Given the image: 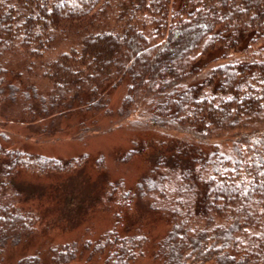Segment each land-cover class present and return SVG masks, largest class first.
<instances>
[{
	"label": "trees",
	"instance_id": "trees-1",
	"mask_svg": "<svg viewBox=\"0 0 264 264\" xmlns=\"http://www.w3.org/2000/svg\"><path fill=\"white\" fill-rule=\"evenodd\" d=\"M0 117L37 142L123 127L115 161L145 156L125 190L103 156L94 190L77 183L114 207L110 227L25 253L42 216L21 196L75 185L87 159L29 152L0 124V260L264 264V0H0Z\"/></svg>",
	"mask_w": 264,
	"mask_h": 264
},
{
	"label": "rangeland",
	"instance_id": "rangeland-1",
	"mask_svg": "<svg viewBox=\"0 0 264 264\" xmlns=\"http://www.w3.org/2000/svg\"><path fill=\"white\" fill-rule=\"evenodd\" d=\"M91 114L93 113L90 112L87 114L88 116L85 115L89 117ZM14 122L18 121L0 117L1 127H8V130L5 129V131L12 134L10 137L14 136V145L21 146V148L32 153H41L62 159L78 155H86L87 159L82 171H80L82 174L77 173V177H72L74 178L72 181L75 185L59 184V187L56 189L57 193L26 196L27 198L21 196V201L23 202L21 205L39 210L42 216V225L40 226L38 236H35L34 240L26 244L27 249H24L22 252L32 253L43 245L71 239L78 240L83 236L93 237L110 227L114 220V213H112L115 210L114 207L108 210L106 206L102 205L101 200L99 203H96L98 201L92 202L91 198L94 196L87 197L82 187L86 191L94 190L90 187L93 183L92 181L98 180L99 183L102 179V177H94V173L89 168V163L95 161L99 156L104 157L103 165L107 170V174L111 178L123 180V186H120L121 190L132 186L137 177L145 170V156L143 158L135 156L129 162L115 161L116 155L122 153L131 144V137L127 131L123 127L103 128L104 133H94L86 129L81 131L77 138L76 134H74L76 131L72 133L75 137H71L69 131H64L63 135L58 134L53 139L37 142L38 138L33 134H29L22 126H11ZM100 124L106 127L108 122L104 119ZM64 125L67 126L65 122L62 125L60 124L61 127ZM58 126V124H54L52 129H58ZM136 139L139 141H144L145 139V143L150 142L153 148L152 143L155 141L154 138L142 135V137L140 136ZM95 168L97 167L95 166ZM83 174L85 177V179L83 178L84 183H81L82 187H79L77 183H80ZM30 176L32 177V175ZM30 176H25L26 181L22 183L24 187L31 188L33 184L46 183L45 178H39L40 181L37 182V179ZM114 182L120 183L118 180ZM144 209L141 206L134 208L132 210L133 220L140 221L147 228L153 229L154 225L158 224V222H151V218L144 213ZM120 227L123 229L122 224H120ZM13 249L12 247L9 251L7 250L3 253L4 258L0 260L1 264H13L11 257L8 258V256L13 253L16 255L20 248Z\"/></svg>",
	"mask_w": 264,
	"mask_h": 264
}]
</instances>
